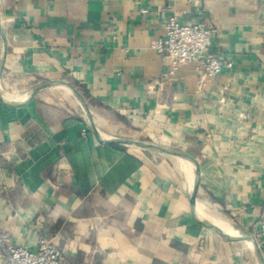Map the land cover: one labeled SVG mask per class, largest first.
I'll return each instance as SVG.
<instances>
[{
  "label": "crops",
  "instance_id": "1",
  "mask_svg": "<svg viewBox=\"0 0 264 264\" xmlns=\"http://www.w3.org/2000/svg\"><path fill=\"white\" fill-rule=\"evenodd\" d=\"M221 72L161 78L165 23ZM264 0H0V233L63 264H264ZM0 264L5 257L0 250Z\"/></svg>",
  "mask_w": 264,
  "mask_h": 264
},
{
  "label": "built area",
  "instance_id": "2",
  "mask_svg": "<svg viewBox=\"0 0 264 264\" xmlns=\"http://www.w3.org/2000/svg\"><path fill=\"white\" fill-rule=\"evenodd\" d=\"M211 29L202 22L183 24L175 16L165 23L164 34L156 39L151 47L162 51L169 64L161 73L164 80L170 79L179 66L194 62L200 82L207 81L221 72L222 62L208 54ZM260 239L264 246V216L260 220ZM0 250L5 264H63L61 251L46 237L39 236L35 251L13 245L9 236L0 233Z\"/></svg>",
  "mask_w": 264,
  "mask_h": 264
}]
</instances>
